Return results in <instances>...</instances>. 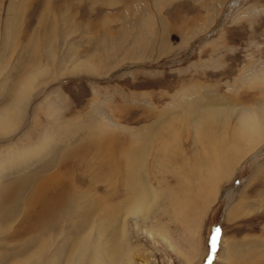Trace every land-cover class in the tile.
<instances>
[{
    "label": "rangeland",
    "instance_id": "obj_1",
    "mask_svg": "<svg viewBox=\"0 0 264 264\" xmlns=\"http://www.w3.org/2000/svg\"><path fill=\"white\" fill-rule=\"evenodd\" d=\"M237 3L240 5L233 10ZM7 28H11L8 36ZM35 56L36 67L25 68ZM83 60L89 61L91 71L80 68L72 74L70 70ZM255 71L264 76V0H0V109L4 112L13 104L21 90L29 98L12 118L17 123L15 132H0V161L12 154L10 160L16 162L22 151V159L30 158L22 167L12 168V174L7 171L1 176L0 191L5 183L18 180L17 173L61 174L71 165L68 158L58 161L55 170H39L53 164L48 157H56L62 150L59 138L64 126L69 128V144L77 145L82 153L87 145L98 143L84 136L95 118H100L97 112L118 127L146 131L155 121L154 115L165 112L168 118L163 127L169 129L172 123L180 135V146L173 140L165 143L160 163L168 170L162 174L152 171L150 183L159 191L169 188L176 192L178 185L177 193L183 197L179 192L192 185H184L178 177L186 179L194 173L197 184H206V189L192 198L195 209L181 208L175 215L172 201L167 199L169 192L168 197L162 194L159 204L170 212L158 214L155 233L150 234L149 224L145 228L128 222L130 246L124 245L129 258L119 264H264V138L237 136V114L233 113L227 124L224 114L212 117L213 124L208 125L211 114L204 116L200 138L192 119H201V115L182 110V117L176 119L172 109L175 96L191 86L216 94L227 106V115L238 105L245 111L264 109V78L250 80ZM17 116L20 121H15ZM103 134L116 139L109 148L120 173L108 178L103 175L94 183L92 177L98 173L94 166L102 163L106 167L108 159H100L90 147L88 161L94 166L88 172L93 174L84 172L81 182L77 172L64 179L80 190L88 189L85 201L97 196L105 211L113 213L125 200V166L123 162L119 166L118 152L120 144L128 142V135L120 128H108ZM156 148L154 144L153 152ZM231 154L234 162L220 167L219 158ZM149 161L151 166L152 158ZM22 211L13 223L0 221V258L8 252L7 264L36 262L30 255L38 241L35 248L18 255L35 231L13 238L29 223L24 221L28 214ZM4 221L7 223L1 224ZM1 232L9 234L1 238ZM47 238L39 239L40 246ZM54 241L43 259L38 255V264L48 260V252L53 259L59 255L62 264H76L70 260L71 256L74 259L73 249L60 253L63 237ZM87 261L99 264L92 255Z\"/></svg>",
    "mask_w": 264,
    "mask_h": 264
},
{
    "label": "bare ground",
    "instance_id": "obj_2",
    "mask_svg": "<svg viewBox=\"0 0 264 264\" xmlns=\"http://www.w3.org/2000/svg\"><path fill=\"white\" fill-rule=\"evenodd\" d=\"M234 2L236 3V1ZM239 5L240 3H237L236 6H234L235 8L231 6L230 7L233 10H236ZM10 31L11 28H7L6 36L9 35ZM28 62L29 64L26 65L25 68H35L36 56L34 57V59L28 60ZM62 62L63 59H61V63ZM80 68L91 71L89 61L85 62L84 60L82 64L75 65L74 68L70 71L73 74L74 72H78ZM244 76L245 75L241 76L240 79L244 80ZM259 76L264 78V76H261V74L257 75L256 72L253 78H250V80L259 79ZM202 91L203 90L199 91L195 86H191L189 89H185L184 91H182L183 94L175 96V100L173 98V107L175 108L172 109L177 114L175 116L176 119H180L182 117L180 115L182 110L183 112L191 111V113L189 112V114L195 113L196 115L194 116H197V113L198 116L201 115V119H192L196 128V136H199L200 138L202 137V132H200L199 129L202 125L204 126V116L211 114V117L208 116L209 118L207 117V121L205 120V124L208 125V123L212 121V117L219 116L220 114L225 115L223 121L226 123L228 116L230 117L233 113L237 114V136L243 139L250 138L252 135H258L261 139L264 138V109H251L245 111L238 105L237 107H234L235 109H237L236 112L235 109L229 110L230 113L229 115H227V106L224 104V102H219V100L222 99H220L218 96L216 97V94L212 95L210 94V92H208L209 94H207L206 91ZM25 97L26 96L22 93L21 90L13 104L9 105L4 112L2 109H0V132L13 133V131L15 130V125H17V123L14 125V119L12 120V118L15 116L16 111L21 112L22 106L26 105V103L29 101V98ZM222 98L224 100H236L232 99V97ZM235 103H237V101H235ZM164 113L154 115L156 119H154L155 121L151 123V125L148 127V131H146L142 130V128L138 130H130L124 128L121 125V127H118V125L113 124L106 117V115H104L103 112H97V115H100V118H95L96 122L94 121L92 123L94 125H90L91 127L88 133L84 135L85 137L98 142L95 146L93 144L87 145L85 150L80 153L82 150L79 152L77 145L74 146V144H69V135L67 132L69 128L67 126H64L62 127V129H60L62 130V136L59 138V145L61 144L62 150L59 151V154H56V157H54L53 155L48 157L52 160L53 164H46V166L44 165L39 168V170L45 169L50 171L51 169L53 170L55 168L58 161H61L62 163L65 159H72L71 165H68L63 170L64 172L62 171L63 173L61 172V174L64 175H61L60 172L54 175H48V173L44 174L41 171H33L32 173L30 171V174L28 173V175L25 176L24 174L20 175L19 173L16 174L14 172L18 176V180L10 181L7 184L5 183L4 189L1 187L2 192L0 191V212H2V216H0V221L8 219V221L10 220V222L13 223L11 220L16 221V217H19V215L21 217V211L24 210V212L26 211V213L28 214L27 217L25 216L26 218H24V221L26 222L27 220L29 221V223H26L27 227H25L23 231L21 230V232H17V234L13 235V238L16 237V240H18L21 235H29L30 233H33L35 231L34 235H32L24 244L22 243L23 247L18 249V255H20L19 257H21V255H24L22 253H26V249L30 250L33 247L35 248V246L33 245L38 241L36 251L40 249L39 253L35 251L30 255L36 260L34 264H38V255L41 254V257L43 259L45 253H47V250L50 249L51 251L52 244L53 242H55L54 240L61 239L63 237V241H61L62 248H60V253H68L69 250L73 249L74 259L71 256L70 260L74 261V263L76 264H90L87 260L91 255L93 260L99 261V264H119L129 258L125 255L126 250L124 245V242H127V247L130 246V231L128 222H132L136 226L142 225L145 228H147L149 224L151 234L153 231L154 233L155 231H157L154 230V225H159L158 222H160V220L158 218V214L160 212L165 215L169 214V209H163V206L159 204V199L162 194L163 197H168L167 193L169 192V198L167 199H170V202L172 201V209L174 211L173 215H175L176 211L180 210L181 208L184 211L187 209H195L196 204L193 202L192 198L195 199L196 197H198V193H202L204 191L203 189H206V184H197L198 177H195L194 173L193 176H187L186 179L178 177L181 179V182L183 181L184 185L188 186L189 184L188 187L192 185L189 189L179 192L184 194L183 197L177 193L178 185L175 188V190L177 189L176 192L170 190L169 188L159 191L158 188L154 187L152 183H150L152 171L162 174V171L168 170L160 163L163 154L161 148L165 145V143L167 141L173 140L177 147L178 145L180 146V135L178 134V131H175L173 129L172 123L169 124V129L163 127V124L167 123L168 118L164 115ZM19 119L20 117H18V120H16L15 118V121H20ZM211 123L213 124V122ZM79 125L81 124H78V126ZM108 128L111 130L120 128L122 131L125 130L128 135V142L126 141L127 143H119L120 149L118 152L120 155L118 164L119 166H122L123 162L125 166V172L123 173V184L125 188L123 189V195L125 196V200L123 201L121 206H118L117 209L114 210L113 213H110L107 210L105 211V204L103 203L101 198L97 196L91 202L85 201L88 197V194H86V191L88 189L80 190L79 188H76L74 186L71 180L64 179L66 175H69L68 178H71V176H73L74 173L77 172L81 176L78 178L81 182L83 180L82 177L84 178L85 176L84 172L85 174L89 175L93 174L88 172V170H90L94 166L89 164V162L92 160L88 161L90 147L95 148L96 155L100 156V159H102L101 156H105L108 159L106 167L101 166L104 165L102 163L98 165L96 164L94 166L95 169L98 170V173H96L94 176L95 178L92 177V181L94 183H97L103 175L108 178L120 173L121 168H116L115 162H117V159L114 160L112 152L109 148L111 147V145L109 146V144L111 141H113L114 137H108V135L106 136L105 134H103V132L106 133V130ZM197 131H199L200 133L197 134ZM75 134L79 135V131L75 132ZM212 134L215 135V133ZM74 138H76V135L73 136V139ZM204 139H208V137H205ZM45 140H47L45 144L49 145L50 141H48V136L44 137V141ZM154 144H157V148L153 152ZM222 151L224 152L223 147ZM22 152L18 154L16 162L10 160V158H14L12 154L5 156V159L3 161H0V180L1 176L5 172L7 173L8 171L7 174H10L15 168L18 169L20 166L22 167L26 163V161L27 163L30 162L29 157L26 159V161L22 159ZM51 152L52 149L50 150V153ZM216 152L218 153V151ZM36 153L37 151L35 152L33 150V154ZM38 153L40 154L41 152L38 151ZM151 158L152 164L151 166H149V160ZM234 158V154L222 156L221 158H219L220 167L232 164L234 162ZM109 159L110 161H112L110 162ZM9 161H11V163ZM8 163L11 164H9V168L6 167ZM5 167L8 170L5 169ZM61 168L62 167L60 165V169ZM9 169L11 170L9 171ZM109 173L111 174V176L109 175ZM178 178L177 180H180ZM215 180H217V178L210 181L214 182ZM92 181L88 182L91 183ZM112 196L115 197L116 195L113 194ZM233 213L234 211H232L228 216L232 218ZM24 221L22 223H24ZM5 223L7 222L4 221L1 224L5 225ZM10 226L11 225H9L8 227L7 224V227L9 229ZM23 226L24 225H22V227ZM120 227L121 233L118 232V228ZM3 228H5V226ZM8 228L7 230H9ZM8 234L4 235V233H2L1 238H4V236L7 237ZM47 236L48 238L44 239V242H42L43 244L41 243L42 245L40 246L39 239L41 238L42 241V238H46ZM81 253L83 255H81ZM7 254L8 252L4 253L0 258V261L3 260V264H7V260L5 258ZM57 256L58 258L56 257V259H53V256L51 257L48 252V260L45 259V262L43 260V264H62L63 259L59 255ZM28 259L29 258H27V260ZM23 263L24 262L22 261L16 262L15 260L14 262H11L9 264Z\"/></svg>",
    "mask_w": 264,
    "mask_h": 264
},
{
    "label": "snow or ice",
    "instance_id": "obj_3",
    "mask_svg": "<svg viewBox=\"0 0 264 264\" xmlns=\"http://www.w3.org/2000/svg\"><path fill=\"white\" fill-rule=\"evenodd\" d=\"M217 231H219V230L217 229ZM214 243H215V238H213V246H214Z\"/></svg>",
    "mask_w": 264,
    "mask_h": 264
},
{
    "label": "crops",
    "instance_id": "obj_4",
    "mask_svg": "<svg viewBox=\"0 0 264 264\" xmlns=\"http://www.w3.org/2000/svg\"><path fill=\"white\" fill-rule=\"evenodd\" d=\"M238 244H239V243H238ZM238 244H236V246H237Z\"/></svg>",
    "mask_w": 264,
    "mask_h": 264
}]
</instances>
